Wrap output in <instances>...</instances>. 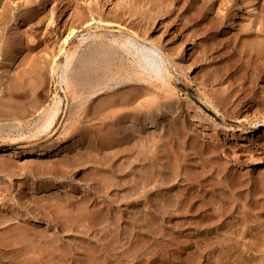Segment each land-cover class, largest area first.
<instances>
[{"label":"rangeland","instance_id":"1","mask_svg":"<svg viewBox=\"0 0 264 264\" xmlns=\"http://www.w3.org/2000/svg\"><path fill=\"white\" fill-rule=\"evenodd\" d=\"M137 3L145 10L134 14ZM246 7L241 0H0V152L8 162L0 167V264H264V33L237 24ZM97 19L157 38L173 54L176 94L145 108L137 105L143 96L127 102L146 93L145 82L107 89L118 77L110 70H131L130 55L94 38L77 49L67 72L76 93L65 96L64 75L49 68L57 38L78 28L68 48L82 34L105 32ZM55 92L66 114L49 140L62 136L68 116L69 142L79 145L63 155L22 153L25 139L6 136L28 133ZM215 123H257L261 131L214 132ZM256 157L262 162H251Z\"/></svg>","mask_w":264,"mask_h":264},{"label":"bare ground","instance_id":"2","mask_svg":"<svg viewBox=\"0 0 264 264\" xmlns=\"http://www.w3.org/2000/svg\"><path fill=\"white\" fill-rule=\"evenodd\" d=\"M254 1L255 0H251L248 4L246 0H241L242 3H245L247 5L246 7L247 10L245 11L246 16H244L245 21L237 24L243 29L244 28L250 29L253 27V25H258L256 30H259L258 32L264 33V5L262 4L263 2L257 4ZM131 7H132L131 11H133L134 14H137L139 10H143V11L145 10L144 4L141 3L133 4ZM96 23L97 24H95L94 27L101 28L105 32L98 33L97 30H93L92 33L82 34V36L78 40V43L68 48L67 45L69 44L70 39L74 36L78 28L75 29L74 26L68 27L65 25L66 27H68L67 30L63 32L59 38H57V45H56L57 48L51 53L49 68L52 74L59 73L60 76L64 75L65 78L63 80V86L61 87L65 93V96L67 97L69 96L71 99H73L76 93L73 86L71 85L70 77L68 76L67 72L69 71L71 64L73 63L77 49L81 46L84 40L94 39V38H97L99 40L105 38L108 40V42L116 43L121 47H123L125 51H127L128 55H130L129 58L131 63V70H128L126 72H120L118 68H116L113 71L110 70L108 77H111L116 74L118 75V77L116 78L114 83L109 85L107 89L113 88L115 84L122 82L124 80L145 82L150 87V90L148 87V90H146V93L144 94L139 91L138 92L135 91V95H133L132 98L129 101H127V102H132L137 98L140 97L142 98L143 96L145 99L143 101L138 100L137 102V105L141 107H145L147 104L150 103V101H154L155 100L154 98H157L158 96H164L170 98L171 95L176 94V88L172 81V70H171L172 66L174 67V69H176L175 63H173L172 61L173 54L169 53L168 50L162 49L161 46L157 42H155L157 38L155 40H151L149 38L147 39V37L140 35L138 31L135 30L134 28L128 27L125 24L109 19L107 20L97 19ZM14 26L15 29L18 28V24ZM260 34L261 33H258L257 35L255 34L254 36L259 37L260 41H263L261 40V37L263 36L262 34L261 35ZM179 36L181 38V44L184 45L186 43L187 34L183 32L180 33ZM258 43L259 42L256 41L257 45H254L255 43H252L253 48L251 46L252 49L255 48V50H253V54L256 55L259 53L260 48L263 45V44L260 45V43L259 44ZM254 56L255 55H252L251 57L253 58ZM61 57H63L62 60ZM8 59L10 62H12L13 57L11 58L8 57ZM176 64L181 67H185V65H187L186 61H183L182 63L176 62ZM187 68L189 67L187 66ZM260 77L262 76L260 75ZM95 92L96 89L95 86H93L86 94L84 93L80 94L76 101L77 105L85 102L86 99H88ZM122 99L121 102L125 100V97L124 100ZM110 104H112L111 101L109 105ZM209 104L214 108V105L211 102H209ZM62 106H64L63 98L60 95H58L57 92H55L52 102L49 105L43 106L41 108L39 119L37 120L33 128H31L28 131V133H19L17 134V136L8 135L6 137L8 138V140L25 139L23 143L20 144V147L22 148V153L24 154L35 155V156H43L48 153H51L53 155L66 154L72 147L75 148L79 145V144L77 145L76 144L77 142H74L73 140L72 142H69L71 138L70 136L67 135L68 129L70 128V123L67 122L68 116L65 118L64 121H61L60 123L61 125L60 132H62V136L56 138L54 142L49 140V135L53 131L60 117H62L61 115L63 113L66 114V112L63 111ZM64 117L65 116L63 115V118ZM144 120H147V123L150 125L154 124V120L152 119L151 113L148 109L145 112ZM263 125H264V118H263ZM234 129L240 130L242 133H246V132L251 133L258 130L261 131V129H258L257 123H254V125L251 127H241L240 125L234 127L231 125L228 126V125H221L216 123L214 126V132H217V130H222L223 132H227V131L230 132L233 131ZM261 135L263 136V140H264V126L262 127V131L260 132V136ZM40 139L42 140L39 141ZM5 152H7V150L5 149L0 152V167L3 169L8 167L7 165L8 162H6L7 158L3 157L5 155L4 154ZM10 153H14V150H10L8 154ZM257 161L262 162L261 158L259 157L252 158L251 160V162L253 163H257ZM250 195H252L250 197L253 198L254 193L253 194L250 193ZM24 236L29 237L30 235L28 236V234H26ZM25 237L24 239H26Z\"/></svg>","mask_w":264,"mask_h":264}]
</instances>
